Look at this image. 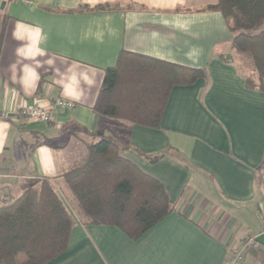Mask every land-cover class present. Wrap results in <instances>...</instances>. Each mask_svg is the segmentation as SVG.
Returning <instances> with one entry per match:
<instances>
[{"label":"crops","instance_id":"obj_1","mask_svg":"<svg viewBox=\"0 0 264 264\" xmlns=\"http://www.w3.org/2000/svg\"><path fill=\"white\" fill-rule=\"evenodd\" d=\"M216 1L0 0V112L55 110L49 122L0 118V205L42 179L64 202V175L102 138L172 202L137 239L74 212L65 250L45 264H225L245 236L262 235L264 84L248 85L255 74L240 69L222 13L207 8ZM122 50L204 73L169 89L156 126L100 115L105 69ZM258 243L239 264H264Z\"/></svg>","mask_w":264,"mask_h":264},{"label":"trees","instance_id":"obj_2","mask_svg":"<svg viewBox=\"0 0 264 264\" xmlns=\"http://www.w3.org/2000/svg\"><path fill=\"white\" fill-rule=\"evenodd\" d=\"M207 8L224 16L240 69L255 74L247 78L248 85L262 88L264 0H217ZM203 73L200 68L122 50L114 66L105 69L93 110L156 126L169 89L190 84ZM64 184L80 222L116 226L131 239L172 210L164 186L123 156L110 138L90 144L82 161L64 175ZM73 223L70 209L49 180L27 187L0 205V264H45L65 250Z\"/></svg>","mask_w":264,"mask_h":264},{"label":"built area","instance_id":"obj_3","mask_svg":"<svg viewBox=\"0 0 264 264\" xmlns=\"http://www.w3.org/2000/svg\"><path fill=\"white\" fill-rule=\"evenodd\" d=\"M55 105L61 108L72 107L73 103L69 100L59 98L56 99ZM54 108L49 106H40V105H33L28 106L24 105L19 107L18 109L12 111L11 113L7 111L0 112V118L7 119L10 116H23L28 120L32 121H44L49 122L54 119ZM264 235V231L262 233ZM257 236L248 235L245 236L241 240L240 248L236 251H233L229 254L228 258L225 261V264H239L248 249L257 248L259 247V243L256 240Z\"/></svg>","mask_w":264,"mask_h":264},{"label":"rangeland","instance_id":"obj_4","mask_svg":"<svg viewBox=\"0 0 264 264\" xmlns=\"http://www.w3.org/2000/svg\"><path fill=\"white\" fill-rule=\"evenodd\" d=\"M238 59H240L239 57H238ZM243 61V60H242ZM241 61V62H242ZM239 62H240V60H239ZM63 191H64V194L66 195V196H68V198H66L65 199V204L67 205V207L70 209V213L71 214H75L74 212H76V210L75 209H73V206L71 205V204H69V200H70V194H69V192L66 190V188H64L63 189ZM73 210H75V211H73ZM72 211V212H71Z\"/></svg>","mask_w":264,"mask_h":264},{"label":"water","instance_id":"obj_5","mask_svg":"<svg viewBox=\"0 0 264 264\" xmlns=\"http://www.w3.org/2000/svg\"><path fill=\"white\" fill-rule=\"evenodd\" d=\"M256 240H257L258 242L264 244V235L262 234V235L257 236V237H256Z\"/></svg>","mask_w":264,"mask_h":264}]
</instances>
